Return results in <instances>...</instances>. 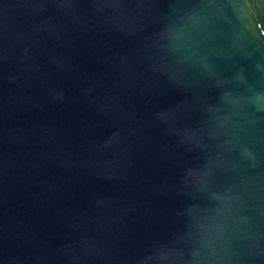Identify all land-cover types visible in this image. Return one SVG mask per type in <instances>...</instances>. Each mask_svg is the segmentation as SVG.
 I'll list each match as a JSON object with an SVG mask.
<instances>
[{
    "label": "water",
    "instance_id": "obj_1",
    "mask_svg": "<svg viewBox=\"0 0 264 264\" xmlns=\"http://www.w3.org/2000/svg\"><path fill=\"white\" fill-rule=\"evenodd\" d=\"M0 264H264V0H0Z\"/></svg>",
    "mask_w": 264,
    "mask_h": 264
}]
</instances>
